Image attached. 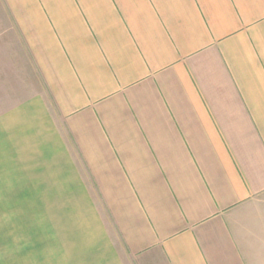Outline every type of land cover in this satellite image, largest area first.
<instances>
[{
  "label": "crops",
  "instance_id": "obj_1",
  "mask_svg": "<svg viewBox=\"0 0 264 264\" xmlns=\"http://www.w3.org/2000/svg\"><path fill=\"white\" fill-rule=\"evenodd\" d=\"M9 4L44 87L0 115L3 211L71 264H264V0Z\"/></svg>",
  "mask_w": 264,
  "mask_h": 264
},
{
  "label": "rangeland",
  "instance_id": "obj_2",
  "mask_svg": "<svg viewBox=\"0 0 264 264\" xmlns=\"http://www.w3.org/2000/svg\"><path fill=\"white\" fill-rule=\"evenodd\" d=\"M9 5L0 0V115L44 87ZM28 206L27 213L0 207V264H71L53 219L39 205Z\"/></svg>",
  "mask_w": 264,
  "mask_h": 264
}]
</instances>
